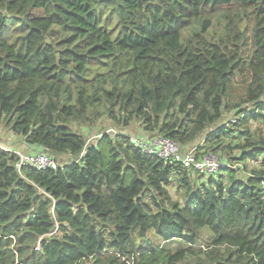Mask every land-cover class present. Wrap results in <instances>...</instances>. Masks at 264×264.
Segmentation results:
<instances>
[{
	"label": "trees",
	"instance_id": "obj_1",
	"mask_svg": "<svg viewBox=\"0 0 264 264\" xmlns=\"http://www.w3.org/2000/svg\"><path fill=\"white\" fill-rule=\"evenodd\" d=\"M0 125L58 164L0 149V264H264V0H0ZM141 133L226 167L147 155Z\"/></svg>",
	"mask_w": 264,
	"mask_h": 264
},
{
	"label": "built area",
	"instance_id": "obj_2",
	"mask_svg": "<svg viewBox=\"0 0 264 264\" xmlns=\"http://www.w3.org/2000/svg\"><path fill=\"white\" fill-rule=\"evenodd\" d=\"M108 131H114L109 129ZM133 145L143 153L163 159L167 162H178L183 168L191 169L199 174H213L226 167L218 155L213 152L197 154V147L182 148L179 143L162 135L137 134L131 138ZM0 149L13 153L17 158L16 167L20 170L23 166L34 169H55L57 161L46 153H21L20 151L0 145ZM38 249V245L36 247Z\"/></svg>",
	"mask_w": 264,
	"mask_h": 264
},
{
	"label": "rangeland",
	"instance_id": "obj_3",
	"mask_svg": "<svg viewBox=\"0 0 264 264\" xmlns=\"http://www.w3.org/2000/svg\"><path fill=\"white\" fill-rule=\"evenodd\" d=\"M249 13L251 12L250 10H248ZM220 14H216L213 16V20L216 18V16H218ZM242 14H240L241 16ZM247 15V16H246ZM245 16H243L240 24H238V27L242 30L243 28L247 29V54L249 55L251 53V48H250V44H251V41H250V33L253 32L252 31V28L254 26V23L256 21V15L255 13H251V14H246ZM247 17L250 18L251 20L250 21H247ZM219 19H220V16H219ZM247 21V22H246ZM247 82V76L246 77H239V76H234L232 81H231V84H230V87H229V99L230 101L229 102H232V103H238L240 102L243 98H244V95H245V85H246ZM250 126H251V129L256 133V134H259L261 132V124H258V123H255V122H250ZM0 129L4 130L5 127L0 125ZM86 130V138L88 141H90L91 139L95 138V137H98L96 136V132L100 129L98 128V126H94V127H90L89 128H84ZM1 137L3 138V140H6L4 139V136L1 135ZM16 142V141H14ZM170 194L172 196L173 199H178V196L175 194V189L174 188H171L170 190ZM203 237H204V242H201L199 246H197V248H204L205 245H206V239L209 237V234L208 232L206 231H203ZM162 244V242H161ZM176 243L173 242L171 243V246H174ZM226 254V252H224Z\"/></svg>",
	"mask_w": 264,
	"mask_h": 264
},
{
	"label": "crops",
	"instance_id": "obj_4",
	"mask_svg": "<svg viewBox=\"0 0 264 264\" xmlns=\"http://www.w3.org/2000/svg\"><path fill=\"white\" fill-rule=\"evenodd\" d=\"M201 142H202V140L200 141V139H196L195 143L187 146L186 149H190V148L196 147V146L200 145Z\"/></svg>",
	"mask_w": 264,
	"mask_h": 264
},
{
	"label": "water",
	"instance_id": "obj_5",
	"mask_svg": "<svg viewBox=\"0 0 264 264\" xmlns=\"http://www.w3.org/2000/svg\"><path fill=\"white\" fill-rule=\"evenodd\" d=\"M199 137H201V136H199Z\"/></svg>",
	"mask_w": 264,
	"mask_h": 264
}]
</instances>
